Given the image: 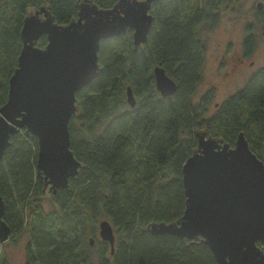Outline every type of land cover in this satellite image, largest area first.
Wrapping results in <instances>:
<instances>
[{
	"label": "trees",
	"instance_id": "trees-1",
	"mask_svg": "<svg viewBox=\"0 0 264 264\" xmlns=\"http://www.w3.org/2000/svg\"><path fill=\"white\" fill-rule=\"evenodd\" d=\"M91 1L104 9L117 2ZM229 1L154 0L153 21L143 44L135 46L130 29L100 41L99 73L76 91L78 111L69 121L78 172L69 178L67 188L48 191L58 214L41 211L45 191L36 169L37 138L26 135L25 129L10 135L0 161L2 218L10 236L23 231L27 212L31 214L25 264H216L211 250L199 240L153 235L147 226L182 215V166L197 148L196 132L230 146L243 132L264 162V65L212 112L213 88L193 99L205 62L200 27L217 26L220 8ZM79 2L0 0V106L7 100L9 78L18 65L24 18L44 7L55 23L66 25L77 18ZM255 18L264 33V0L255 7ZM46 43V35H41L36 45L42 48ZM257 45L256 27L248 22L241 41L243 57L249 58ZM155 66L175 81L171 96L157 91ZM128 86L134 107L126 101ZM101 216L114 230L113 253L106 241L86 240L88 222ZM93 240L96 258L91 253ZM4 243L0 242V251ZM0 264L6 261L1 259Z\"/></svg>",
	"mask_w": 264,
	"mask_h": 264
},
{
	"label": "water",
	"instance_id": "water-1",
	"mask_svg": "<svg viewBox=\"0 0 264 264\" xmlns=\"http://www.w3.org/2000/svg\"><path fill=\"white\" fill-rule=\"evenodd\" d=\"M154 0H117L108 9L80 0L77 18L66 25L53 21L41 7L23 20L18 65L9 78L6 102L0 106V161L10 135L20 129L37 138L36 169L44 188H67L80 166L70 149L69 121L77 113L75 93L99 73L100 41L132 31L135 46L151 28ZM260 6V4H258ZM46 35L44 47L36 45ZM156 89L171 96L175 81L154 67ZM126 101L136 100L130 86ZM197 148L182 166L185 207L172 222L147 226L153 235L169 234L199 240L211 250L216 264H264V162L251 150L243 132L230 146L203 131L196 132ZM0 195V242L10 227L3 220ZM100 239L113 253L115 234L107 219L98 224ZM260 242L263 247L258 245Z\"/></svg>",
	"mask_w": 264,
	"mask_h": 264
},
{
	"label": "rangeland",
	"instance_id": "rangeland-1",
	"mask_svg": "<svg viewBox=\"0 0 264 264\" xmlns=\"http://www.w3.org/2000/svg\"><path fill=\"white\" fill-rule=\"evenodd\" d=\"M263 0H230L220 8V21L213 29L203 25L199 30V37L205 44V62L202 69V79L197 87L194 100L197 101L201 94L213 88L215 95L210 112L229 94L243 85L248 75L257 67L264 65V33L255 18V7ZM252 22L256 27L258 45L254 53L245 58L242 54L241 41L244 37V27ZM42 213L45 215L58 214V206L45 192L41 198ZM31 214L27 212V223L23 231L12 234L2 245L0 258L6 264H25L27 260L26 248L30 236ZM88 222L86 240L89 238L100 239L98 222ZM93 231V234H92ZM94 258L98 256V246L90 244ZM0 259V260H1Z\"/></svg>",
	"mask_w": 264,
	"mask_h": 264
},
{
	"label": "flooded vegetation",
	"instance_id": "flooded-vegetation-1",
	"mask_svg": "<svg viewBox=\"0 0 264 264\" xmlns=\"http://www.w3.org/2000/svg\"><path fill=\"white\" fill-rule=\"evenodd\" d=\"M44 191L47 192V191H53V190H51V189L49 188V185H48L46 188H44Z\"/></svg>",
	"mask_w": 264,
	"mask_h": 264
}]
</instances>
